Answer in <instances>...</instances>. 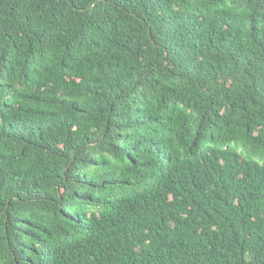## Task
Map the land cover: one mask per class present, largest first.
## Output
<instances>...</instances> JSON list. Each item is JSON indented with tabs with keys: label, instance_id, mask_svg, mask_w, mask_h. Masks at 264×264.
Listing matches in <instances>:
<instances>
[{
	"label": "trees",
	"instance_id": "1",
	"mask_svg": "<svg viewBox=\"0 0 264 264\" xmlns=\"http://www.w3.org/2000/svg\"><path fill=\"white\" fill-rule=\"evenodd\" d=\"M0 264H264V0H0Z\"/></svg>",
	"mask_w": 264,
	"mask_h": 264
},
{
	"label": "rangeland",
	"instance_id": "2",
	"mask_svg": "<svg viewBox=\"0 0 264 264\" xmlns=\"http://www.w3.org/2000/svg\"><path fill=\"white\" fill-rule=\"evenodd\" d=\"M259 161V159H257Z\"/></svg>",
	"mask_w": 264,
	"mask_h": 264
}]
</instances>
